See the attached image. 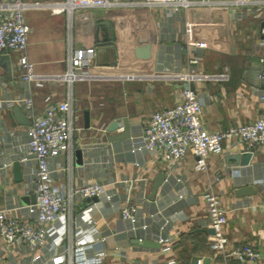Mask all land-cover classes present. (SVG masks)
Returning a JSON list of instances; mask_svg holds the SVG:
<instances>
[{
  "label": "crops",
  "instance_id": "crops-1",
  "mask_svg": "<svg viewBox=\"0 0 264 264\" xmlns=\"http://www.w3.org/2000/svg\"><path fill=\"white\" fill-rule=\"evenodd\" d=\"M230 14L229 6L221 9L219 15L208 8L192 7L182 10L178 19L164 16L159 7L130 12L125 8H96L75 13L74 44L94 46L93 68L107 76L74 81L71 85L76 97L75 122L83 130L75 134L72 159L67 152L52 158L53 185L57 191L65 192L70 186L98 181L104 192L96 199H85L71 215L59 216L50 224L45 247L34 253L40 264H53L51 258L70 243L71 258L61 264H192L194 257H200L201 264L202 257H209L210 264H264V146L254 150L247 165L226 160L246 145L225 143L223 151L210 155L208 171L195 170L192 155L171 170L154 152L135 148L141 143V131L150 115L174 105L184 83L144 76L114 78L123 70L142 74L158 67L186 68L188 54H199L196 67L199 72L227 69L230 73L227 81L211 78L193 81L201 95V115L207 128L225 129L254 120L264 108V102L257 96V89H264L258 77L264 71L260 62L264 53L261 33L264 13L259 18L250 15L239 21ZM146 17L151 18L157 32L156 54L150 69L142 67L138 55L147 36ZM25 18L31 25L28 54L36 72H64L66 13L29 7ZM9 55L12 74L0 64V205L11 204L18 198L23 203V196L33 194L26 192L33 182L35 165L27 146V124L17 119L13 107L18 104L12 101L31 92L36 109L42 111L49 101L63 99L68 90L67 83L61 81L22 83L18 72L13 70L19 55L17 52ZM126 116L131 136L109 140L110 123ZM14 161L21 164V181L14 179ZM161 171L167 177L151 198L154 179ZM217 174L221 176L214 186L222 196L228 216L225 233L236 244L244 242L259 248L263 257L256 263L232 258L210 247L212 233L205 225L203 194ZM246 185H253L256 192L238 196L236 190ZM127 196L140 207L138 227L134 229L120 213ZM161 237L167 241L162 242ZM133 238L156 241L158 245L141 246L133 243ZM30 258L26 247L8 250L0 242V264H28Z\"/></svg>",
  "mask_w": 264,
  "mask_h": 264
},
{
  "label": "built area",
  "instance_id": "built-area-1",
  "mask_svg": "<svg viewBox=\"0 0 264 264\" xmlns=\"http://www.w3.org/2000/svg\"><path fill=\"white\" fill-rule=\"evenodd\" d=\"M230 7V16L236 21L247 16L262 17L264 0H0V54L17 52L18 61L13 70L18 72L22 83L32 82L42 84L43 81H61L68 85L63 99L49 101L42 111H38L31 92L17 97L12 102L20 105L29 119L26 126L28 136V151L33 157L34 179L26 192L36 195L35 202L23 204L18 197L16 202L0 205V242L6 249L23 246L30 252L28 264H40L35 255L37 249L45 247L49 237L50 224L59 216L71 215L73 209L85 199H92L103 194L104 186L98 181H88L78 186H70L61 192L54 188V175L51 165L53 157L67 152L70 159L74 149L76 132L83 128L75 122L76 97L71 87L74 81L102 79L107 73L96 71L94 46H76L74 44V15L78 10L101 8L114 10L118 8L141 11L142 8H160L164 16H176L182 10L192 7L208 8L216 15L224 7ZM29 7H47L53 13L67 15V68L62 73L44 74L36 72L35 63L28 54V39L31 25L25 18V10ZM243 9V10H241ZM152 14V13H151ZM264 34V26L261 27ZM264 45V41H262ZM199 54H188L186 68L158 67L152 72H117L114 78L129 79L151 77L153 79H173L181 83H193L197 79H216L227 81L230 73L227 69L215 73H201L197 64ZM264 63V53L260 57ZM109 76V74H108ZM112 76V75H111ZM264 80V71L258 75ZM109 78V77H108ZM258 100L264 102V89H257ZM202 99L195 88L181 86L177 102L169 107L154 111L141 131V143L136 151L154 152L157 159L165 162L171 170L182 163L187 155L194 157V168L206 172L209 168V157L213 153L223 151L224 144H245V149L255 150L264 146V108L252 121L232 124L225 129L210 130L202 119ZM118 129H123L121 125ZM220 174L214 176L203 194L206 202L205 225L212 228L210 247L218 253L226 254L240 260H250L256 263L263 257L262 251L251 244L235 243L226 233L228 222L226 210L222 206V196L215 189L214 181L220 179ZM122 219L131 228L138 227L140 207L127 196L120 207ZM142 227H146L143 225ZM162 242L167 241L161 237ZM73 244L70 243L51 261L61 264L71 258ZM70 260V259H69ZM201 264V260L199 261Z\"/></svg>",
  "mask_w": 264,
  "mask_h": 264
},
{
  "label": "water",
  "instance_id": "water-1",
  "mask_svg": "<svg viewBox=\"0 0 264 264\" xmlns=\"http://www.w3.org/2000/svg\"><path fill=\"white\" fill-rule=\"evenodd\" d=\"M146 25H147V36L144 40V44L139 48L138 55L142 59V67L144 69H150L153 66V61L156 54V44H157V32H156V26L151 20V18H145ZM110 24V22H107ZM99 39V36H98ZM0 64H2L5 68H7L9 74H12V62L9 54H0ZM263 69H264V63H263ZM264 83V80H263ZM184 87L187 88H194L193 83H184ZM13 112L15 113L17 119L24 124H29V119L24 113V111L18 106L15 105L13 107ZM86 119L88 126V112H86ZM123 125L122 131H117L118 128ZM111 131H114V133H111ZM108 139L111 141L114 140H121L126 139L131 136V127H130V120L126 117H118L114 119L110 125L108 126ZM254 156V150H248V151H236L226 157V160L228 163H233L235 165H247L251 162ZM13 172H14V179L16 181H21L23 179V174L21 170V164L19 161H14L13 163ZM167 177L166 172L161 171L158 173V175L154 179V183L152 186V191L149 195V197H155L157 190L162 185V183L165 181ZM256 192V188L253 185H246L243 187H240L236 190V194L238 196H244L248 194H252ZM97 197H93V199H96ZM36 195L33 193L30 197L23 196L22 201L23 203H29V202H35ZM91 200V199H89ZM209 231L211 233H214L212 228H209ZM133 243H136L141 246L145 247H154L158 245V242L143 239L140 241L139 238H133ZM201 260L200 257H194L192 264H199V261ZM202 264H210V258L209 257H202Z\"/></svg>",
  "mask_w": 264,
  "mask_h": 264
},
{
  "label": "rangeland",
  "instance_id": "rangeland-1",
  "mask_svg": "<svg viewBox=\"0 0 264 264\" xmlns=\"http://www.w3.org/2000/svg\"><path fill=\"white\" fill-rule=\"evenodd\" d=\"M126 71V70H125ZM125 71L123 70V72L122 73H125ZM128 71H130V70H128Z\"/></svg>",
  "mask_w": 264,
  "mask_h": 264
}]
</instances>
